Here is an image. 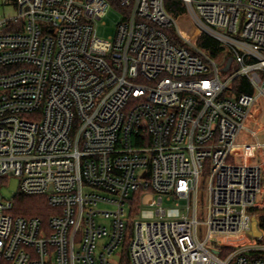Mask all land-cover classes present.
Here are the masks:
<instances>
[{
    "label": "built area",
    "instance_id": "built-area-1",
    "mask_svg": "<svg viewBox=\"0 0 264 264\" xmlns=\"http://www.w3.org/2000/svg\"><path fill=\"white\" fill-rule=\"evenodd\" d=\"M177 1L227 68L166 0H11L0 16V179L53 210L0 201V264H264V143L244 128L264 101V0Z\"/></svg>",
    "mask_w": 264,
    "mask_h": 264
},
{
    "label": "rangeland",
    "instance_id": "rangeland-1",
    "mask_svg": "<svg viewBox=\"0 0 264 264\" xmlns=\"http://www.w3.org/2000/svg\"><path fill=\"white\" fill-rule=\"evenodd\" d=\"M5 14H14V9L11 5V0H0V16ZM120 13L117 12L112 7L108 8L107 14L98 22L97 36L102 39H106L109 36H113L115 33L116 23L119 20ZM184 17L192 20L189 13H185ZM195 24V23H194ZM240 24L238 25V29H240ZM179 32L182 37H187L184 29L179 25ZM173 38H178L182 41V38L179 34L174 33ZM188 38V37H187ZM189 39V38H188ZM191 40V39H189ZM192 41V40H191ZM193 42V41H192ZM205 52V51H204ZM208 54V53H207ZM211 57V56H210ZM212 58V57H211ZM214 59L219 69L227 68V65L220 60V58H212ZM226 61L231 63V59L226 57ZM226 66V67H225ZM233 64L231 65V68ZM244 128L248 131H252L256 134L258 140L261 143H264V101L263 99H258L252 106L250 113L247 119L244 122ZM254 139L250 137V133L245 130L238 137V142H252ZM263 157H264V146H263ZM252 162L255 160H251ZM18 192V179L14 176H8L3 180H0V201L12 199L13 196ZM262 198V195L258 197V199ZM150 199V196H145L143 203L145 204ZM184 205V201L182 200H166L165 208H166V217L167 218H175L178 217L180 212L178 207ZM155 218L154 212L152 210H143L140 213V219L143 221H151Z\"/></svg>",
    "mask_w": 264,
    "mask_h": 264
},
{
    "label": "trees",
    "instance_id": "trees-1",
    "mask_svg": "<svg viewBox=\"0 0 264 264\" xmlns=\"http://www.w3.org/2000/svg\"><path fill=\"white\" fill-rule=\"evenodd\" d=\"M165 4L168 11L175 17L178 26L180 25L184 29L189 39L212 58H220V60L223 58L224 46L215 38L202 31L192 20L184 17L187 11L181 1L166 0ZM237 81L245 84V92H251V89L248 86L246 87L244 78H236ZM52 211V208L47 205L46 199L43 196L26 195L21 192H17L14 196L12 210L14 215L35 216L46 222ZM261 226L264 227V217L261 218Z\"/></svg>",
    "mask_w": 264,
    "mask_h": 264
},
{
    "label": "water",
    "instance_id": "water-1",
    "mask_svg": "<svg viewBox=\"0 0 264 264\" xmlns=\"http://www.w3.org/2000/svg\"><path fill=\"white\" fill-rule=\"evenodd\" d=\"M250 233H251L252 235H254V236H258V235H260V232H259L258 229H257V220H256L255 217H253V219H252V224H251V231H250Z\"/></svg>",
    "mask_w": 264,
    "mask_h": 264
}]
</instances>
